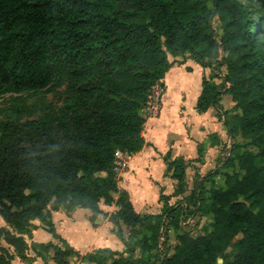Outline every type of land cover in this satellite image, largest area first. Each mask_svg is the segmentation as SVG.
Instances as JSON below:
<instances>
[{"label": "trees", "instance_id": "16d2710c", "mask_svg": "<svg viewBox=\"0 0 264 264\" xmlns=\"http://www.w3.org/2000/svg\"><path fill=\"white\" fill-rule=\"evenodd\" d=\"M172 58L212 70L197 110H218L231 147L188 196L162 195L161 214L141 215L115 161L145 147L142 110ZM50 94L60 106H31ZM188 167L169 164L174 197L188 191ZM102 203L117 205L125 249L82 256L52 212L96 219ZM0 218V264L51 251L56 264H264V0H0ZM36 221L59 243L32 242Z\"/></svg>", "mask_w": 264, "mask_h": 264}, {"label": "crops", "instance_id": "0c3cea01", "mask_svg": "<svg viewBox=\"0 0 264 264\" xmlns=\"http://www.w3.org/2000/svg\"><path fill=\"white\" fill-rule=\"evenodd\" d=\"M171 60L174 64L164 80L162 113L159 118L149 120L145 124V147L140 153L133 155L127 172L118 178L119 189L129 195L137 213L141 215L161 214L162 195L173 196L171 203L188 196L194 190L193 182H198L223 165L227 150L231 147V137L220 119L218 110L211 108L206 113H199L197 110L204 79H209L212 70L205 69L192 60ZM216 82L219 83V80ZM221 104L227 111L236 105L229 95H223ZM181 159L189 165L188 191L185 195L174 197L178 182L172 178L169 164ZM191 182L193 187L190 188ZM114 198L117 201L119 195H114ZM112 206L118 211L116 204L109 207ZM101 208L103 214L96 219L91 211L84 209L52 212L58 235L82 256L105 248L116 251L125 249L117 235L119 227L111 221V216L117 211L109 213L102 206ZM101 221L108 224L109 234L106 229L98 230L104 226ZM34 224L36 229L33 230L32 242L59 243L49 233L45 224L39 221ZM203 227L196 228L202 231ZM35 255L30 254V257L34 258L32 262L17 258L12 264H56L54 251L43 258ZM71 264L88 263L73 257Z\"/></svg>", "mask_w": 264, "mask_h": 264}, {"label": "built area", "instance_id": "2783aa9c", "mask_svg": "<svg viewBox=\"0 0 264 264\" xmlns=\"http://www.w3.org/2000/svg\"><path fill=\"white\" fill-rule=\"evenodd\" d=\"M164 93V86L162 85H158L153 88L150 101L142 110V115L144 118V127L149 120L160 117L163 109ZM133 155L134 154L118 152L114 167V171L117 174L118 178L127 172ZM191 221L192 219L187 224L190 225ZM187 224L186 226H188Z\"/></svg>", "mask_w": 264, "mask_h": 264}, {"label": "rangeland", "instance_id": "374dc122", "mask_svg": "<svg viewBox=\"0 0 264 264\" xmlns=\"http://www.w3.org/2000/svg\"><path fill=\"white\" fill-rule=\"evenodd\" d=\"M243 1H246V0H243ZM254 1V0H253ZM216 21V27H219L220 26V22H219V20H218V18L215 20ZM219 83H220V80H219ZM164 86V85H163ZM30 103L32 104L31 106L33 107V108H43V109H45L46 108V106H50V105H52V106H54V107H56V106H60L61 105V96H60V94H58V95H43V96H39V97H34V98H31L30 99ZM194 183L195 182H193V186H194ZM191 186H192V182H191V184L189 185V187L191 188ZM192 186V187H193ZM163 204V203H162ZM101 206L106 210V211H108L109 213H113V212H115V211H117V209L115 208V207H109V206H104V204L102 203L101 204ZM86 218H87V216H86ZM198 217L196 218V219H192V221H191V224L192 225H195V222H196V220L198 221ZM190 224V225H191ZM209 224V223H208ZM0 225L1 226H5V223H4V221L0 218ZM101 225H104L103 226V228L102 229H98V230H104V229H106L107 230V234H109V229L107 228L108 227V224L107 223H105L104 221H101ZM188 225V224H187ZM205 225V226H204ZM206 223H201L200 224V226H199V228H201V227H203L202 228V230H204L205 228H206ZM89 227L90 226H88V229H89ZM101 227V226H100ZM194 226H192L191 227V229L193 228ZM199 228H196V227H194V229L193 230H191L192 231V234L195 236V237H198V236H200L201 234H204L205 232H203V231H201ZM97 230V231H98ZM109 230V231H108ZM115 230H117V228H115ZM237 240H238V238H237ZM67 242V241H66ZM177 242V238H176V235L172 232V236H171V240H170V244H175ZM58 243V242H57ZM68 243V242H67ZM69 244V243H68ZM111 244V243H110ZM70 245V244H69ZM71 246V245H70ZM229 253L230 254H235L236 252H235V250L234 249H230V251H229Z\"/></svg>", "mask_w": 264, "mask_h": 264}]
</instances>
